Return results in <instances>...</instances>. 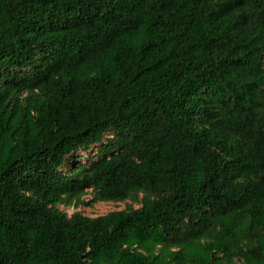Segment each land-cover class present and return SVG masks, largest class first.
Wrapping results in <instances>:
<instances>
[{
  "label": "trees",
  "instance_id": "obj_1",
  "mask_svg": "<svg viewBox=\"0 0 264 264\" xmlns=\"http://www.w3.org/2000/svg\"><path fill=\"white\" fill-rule=\"evenodd\" d=\"M0 264H264V0H0Z\"/></svg>",
  "mask_w": 264,
  "mask_h": 264
},
{
  "label": "rangeland",
  "instance_id": "obj_2",
  "mask_svg": "<svg viewBox=\"0 0 264 264\" xmlns=\"http://www.w3.org/2000/svg\"><path fill=\"white\" fill-rule=\"evenodd\" d=\"M85 202L79 204L78 206L65 207L64 205H59V207L67 211L70 215L74 212L81 211L89 216H99L106 214L111 211L121 210L126 208L128 205H133L138 207L139 204L133 202L132 200H126L123 202L106 201V202H91L92 192L88 191L84 196Z\"/></svg>",
  "mask_w": 264,
  "mask_h": 264
}]
</instances>
